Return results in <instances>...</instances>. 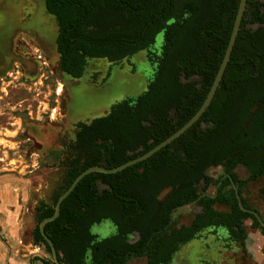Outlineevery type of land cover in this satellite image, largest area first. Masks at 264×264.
I'll return each instance as SVG.
<instances>
[{
  "label": "trees",
  "instance_id": "1",
  "mask_svg": "<svg viewBox=\"0 0 264 264\" xmlns=\"http://www.w3.org/2000/svg\"><path fill=\"white\" fill-rule=\"evenodd\" d=\"M98 2L99 0H46L47 10L57 17L59 25L57 50L60 54V69L74 78L83 76L84 54L105 55L100 51L104 44L97 42L95 33L89 32L85 25L90 21L86 14L92 11L91 4L96 5ZM232 2L235 7L229 12V19H235L240 0ZM248 4L250 14L247 18L264 21V0H248ZM245 34L250 35V32L245 31ZM258 34L260 46L263 44L261 36L264 37V27ZM253 38L252 41H256ZM122 57L124 53L119 59ZM244 62L245 60L242 64ZM224 78L226 88L239 79L238 89L227 88L221 102L211 103L204 116L210 112L215 123L218 122L219 113L223 111L224 115L229 116L228 119L236 116V108L230 104L231 100H246L251 95L249 76L227 73ZM208 91V88L203 90L199 98L196 93L193 106L188 105V96L179 99L178 115L182 116L179 121H174L166 113L156 112L154 103H148L146 107L139 103L134 106L122 103L116 105L108 116L79 126L72 153L66 159V174L59 192L51 204L41 203L36 208L34 242L43 246L52 259H38L42 264H53V257L49 245L41 235L39 224L54 214L58 199L77 176L90 167L111 169L145 154L191 119L203 104ZM145 109H148L146 113ZM204 116L184 135L148 160L115 174L92 173L79 183L63 203L60 216L45 227L46 234L59 253L61 264H85L84 258L89 248L92 250L94 264H127L134 257H145L148 264H161L169 258L175 243L190 241L210 226L224 225L244 243L248 235L244 223L249 220L252 221V228L260 229L264 235V228L257 218L243 212L235 192L227 190L228 181L220 189L222 200L219 203L230 207V213L215 211L213 206L216 202H207L193 185L204 177V171L211 163L220 165L231 156L236 158L229 162L225 172L232 174L240 188L264 176V143L258 145L260 154L256 162L260 169L257 172L254 170L253 157L257 140L251 135L247 139H236L228 124L214 128L208 142L201 127ZM215 156H218L215 162H206L207 158ZM238 166L248 170V179L237 178L234 170ZM167 186H173L174 192L160 206L158 196ZM229 195L235 200H227ZM194 201H197L203 212L196 216L191 226H182L171 232L169 225L172 211ZM243 204L247 209L251 208L244 199ZM105 219L113 220L121 235L91 246L94 239L91 227ZM134 230L140 232L141 239L130 245L122 235ZM130 251L133 252L129 253Z\"/></svg>",
  "mask_w": 264,
  "mask_h": 264
},
{
  "label": "flooded vegetation",
  "instance_id": "2",
  "mask_svg": "<svg viewBox=\"0 0 264 264\" xmlns=\"http://www.w3.org/2000/svg\"><path fill=\"white\" fill-rule=\"evenodd\" d=\"M42 1L47 14L54 16L57 21V17L47 10L46 0ZM232 1L99 0L96 5L91 4L92 11L86 14L90 21L85 25L89 32L95 33L96 41L104 44L100 51L105 55L87 56L84 54L83 76L74 78L60 69V54L57 50L59 56L58 70L72 80H79L85 77L89 67L94 64L96 70L91 73V80L97 89L109 87L114 72L126 69L130 77L140 74L143 88L137 95H128L122 101L112 105L106 114L75 122L74 140L70 146L71 151L81 124H90L98 118L108 116L116 105L122 103H126L127 106H134L139 103L144 107L148 103H154L153 106H155L156 112L166 113L174 121L181 120L182 116L178 115L177 109L179 99L188 96L187 103L193 106L196 93L199 98L201 92L206 88L210 91L220 70L236 19V17L235 19L228 18L229 12L233 11L235 7ZM248 7L249 4H247L241 29L225 74L234 73L249 76L252 88L250 98L231 100L230 104L236 108V116H230L229 119V116L223 114L225 111L219 113L218 122L216 123L212 121L213 115L210 112L206 116L204 114V122L201 127L208 142L214 128L228 124L236 139H247L249 135L255 138L257 144L253 152L254 170L258 172L260 169L259 163L256 162L260 154V146L258 145L264 143V37L261 36L263 44L260 46L257 39L260 37L258 33L264 27V21L248 19L247 16L250 14ZM7 22L0 20V78L6 74L10 64H18L20 68L25 70V62L31 59L29 56H22L21 53L24 51L23 49L32 47L30 42L25 39L32 41L31 39L34 38L24 31L25 26H21L23 29H18L19 31L15 36L5 35L4 26ZM22 24L24 25L25 21ZM57 26L59 33L58 21ZM245 31L250 32L251 36L245 34ZM252 38H256V41H252ZM9 41H11V45H7ZM34 41L35 49L40 53L38 55L39 64L43 56L46 55L39 39L37 38ZM104 49L106 50L104 51ZM132 51L134 52L132 53ZM123 53L124 57L119 59ZM243 60H245L244 64H242ZM35 63L37 64V62ZM100 75H102L101 78ZM238 80L236 79V83L228 84L227 88L235 89L238 87ZM61 86L62 89L57 95H60V100L64 102L67 88L65 84ZM227 88L223 77L213 100L214 103L217 104L222 101ZM147 111L148 109H145L144 112ZM143 123L148 122L143 121ZM235 158L231 156L220 165L211 163L205 169L204 177L193 185L197 187L201 197L207 199V202L211 200L216 202L213 206L215 211L230 213V207L219 203L222 200L220 189L228 181L227 190L232 189L235 192L234 185L238 187L242 200L244 199L251 207L248 209L257 211L262 217L258 209L249 203L248 197H255L256 200H260L259 202H264V176L240 188L232 174L225 172L229 162ZM217 159L218 156L207 158L206 162H215ZM239 168H243L248 173L246 178L239 177L237 172ZM234 173L239 180H246L250 176L248 170L243 166H238ZM252 185L255 186V191L251 190ZM168 188H172V190L164 194ZM173 192V186H167L160 192L158 196L160 206L167 201ZM227 200L234 201L235 198L229 195ZM181 207L175 208L170 215L169 229L171 232L180 229L182 226H191L196 216L203 212V209L197 203L190 207ZM251 229H253L252 224ZM246 231L248 234L247 228ZM90 232L94 237L91 246L104 239L121 235L119 227L111 219H105L94 224ZM158 233L160 235L161 231ZM203 233H207L203 245L205 257L201 258L199 256L197 264H223L228 253L233 254V259L228 260L227 264H243L249 258L246 247L249 239L248 235L242 243L231 229L219 225L205 228L190 241L175 243L172 246L173 251L170 253L169 258L161 264H191L188 259L190 253L184 251L187 250L192 241L198 240ZM122 237L125 238L128 244L133 245L141 239V234L139 231L134 230L125 233ZM131 252L133 251L129 253ZM183 252L185 256L182 255ZM84 263L94 264L91 248L87 250ZM127 264H148V259L134 257Z\"/></svg>",
  "mask_w": 264,
  "mask_h": 264
},
{
  "label": "rangeland",
  "instance_id": "3",
  "mask_svg": "<svg viewBox=\"0 0 264 264\" xmlns=\"http://www.w3.org/2000/svg\"><path fill=\"white\" fill-rule=\"evenodd\" d=\"M0 20L8 21L4 26L7 36H15L25 26V32L43 42L46 55L38 64L40 53L35 49V39H25L32 46L21 53L31 59L25 60V70L10 64L0 78V196L12 190L10 198V194L0 197V264H40L38 254L51 256L34 242L36 208L41 203L51 204L59 192L66 159L72 153L74 123L106 114L115 103L140 93L143 81L140 74L130 77L126 69L116 70L109 87L96 89L91 80L94 64L79 80L61 74L57 21L47 14L42 0H0ZM63 84L67 88L64 102L57 95ZM237 172L240 178L248 176L243 168ZM253 185L251 190L255 191ZM248 201L264 218V202L255 197H248ZM251 224L250 220L245 222L250 252L243 264H264V256L254 251V234L259 229H251ZM206 236L200 235L184 251L190 253L191 264H197L199 256L205 257ZM230 259L233 254H226L223 264Z\"/></svg>",
  "mask_w": 264,
  "mask_h": 264
},
{
  "label": "water",
  "instance_id": "4",
  "mask_svg": "<svg viewBox=\"0 0 264 264\" xmlns=\"http://www.w3.org/2000/svg\"><path fill=\"white\" fill-rule=\"evenodd\" d=\"M247 4H248V0H240V4H239L238 11H237L233 31H232V34L230 37V41H229L227 51H226L225 57L223 59L222 65L220 67L219 72L216 75L214 83H213L212 87L210 88V91H209L206 99L204 100V102L201 105V107L199 108V110L194 114V116L190 120H188L180 129H178L176 132H174L172 135H170L165 140H163L162 142L157 144L155 147L150 149L148 152H146L145 154H143L137 158H134V159H132V160L120 165V166H117V167H114L111 169L104 168L101 166H94V167H90L87 170L83 171L72 182L71 186L60 196V198L58 199V201L54 207V214L48 218H45L39 224V230L41 232V235L46 240L47 244L49 245V247L52 251L53 264H61V262L59 259V253H58L53 241L49 238V236L45 232V227L47 224L55 221L60 216L63 203L74 192L76 187L79 185V183L86 176H88L92 173H101V174H106V175L115 174V173H118V172H121V171L127 169L128 167L134 166L136 164H139V163H142V162L148 160L149 158L153 157L155 154L160 152L162 149H164L168 145L172 144L174 141H176L178 138H180L182 135H184L188 130H190L201 119V117L206 113V111L209 109V107L211 106V103L213 102V100L216 96V93L218 91L220 83H221V81L225 75L228 64L231 60L232 53L234 50V46L236 44V40H237V37L239 35L241 25L243 22V18H244V14L246 11ZM234 189H235L236 198H237V201H238V204H239V207L241 208V210L243 212L254 215L257 218L258 222L260 223L261 227L264 228V219L261 217V215L257 211L247 209L243 204V200H242V197L239 193L238 187H236L234 185ZM171 190H172V188H168L164 194H166L167 192H169ZM196 203H197V201H194V202L189 203V204H187L181 208L190 207L192 205H195ZM37 257L44 258L40 254H38Z\"/></svg>",
  "mask_w": 264,
  "mask_h": 264
},
{
  "label": "crops",
  "instance_id": "5",
  "mask_svg": "<svg viewBox=\"0 0 264 264\" xmlns=\"http://www.w3.org/2000/svg\"><path fill=\"white\" fill-rule=\"evenodd\" d=\"M40 43L42 44V46L44 45L43 44V42L40 40ZM6 194H10V196H9V198L12 196V190L9 192V193H4V195L3 196H0L1 198H3V197H5L6 196ZM6 200V199H5ZM6 201H8V200H6ZM10 201H11V199H10ZM1 207V206H0ZM255 239H256V241H255V244H256V248H255V253L256 254H258V256H264V235L261 233V231L260 230H256L255 231ZM248 241H247V251L248 252H250V249H249V241H250V235H249V233H248Z\"/></svg>",
  "mask_w": 264,
  "mask_h": 264
}]
</instances>
